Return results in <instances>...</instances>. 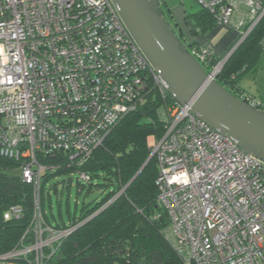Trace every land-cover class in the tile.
I'll return each mask as SVG.
<instances>
[{
  "label": "built area",
  "instance_id": "obj_1",
  "mask_svg": "<svg viewBox=\"0 0 264 264\" xmlns=\"http://www.w3.org/2000/svg\"><path fill=\"white\" fill-rule=\"evenodd\" d=\"M196 1L218 26L239 33L238 44L264 17V0ZM212 55L207 44L194 56L204 63ZM150 82L169 94L112 0H0V157L18 162L35 192L31 225L0 264H56L63 240L82 223L46 222L43 176L59 167L40 157L63 155L77 167L76 183L92 184L81 166L144 102ZM169 111L152 152L166 239L182 264H264V161L194 115L192 103ZM21 213L14 206L5 218Z\"/></svg>",
  "mask_w": 264,
  "mask_h": 264
},
{
  "label": "trees",
  "instance_id": "obj_2",
  "mask_svg": "<svg viewBox=\"0 0 264 264\" xmlns=\"http://www.w3.org/2000/svg\"><path fill=\"white\" fill-rule=\"evenodd\" d=\"M186 19L192 25L194 36L210 34L218 27L215 17L202 8L188 13ZM205 45L192 42L187 46L193 55H197ZM227 53L221 58L212 55L201 64L210 73ZM263 54L264 17L230 55L216 77L217 82L245 102L256 100L239 85L245 75L258 70ZM161 94L150 82L144 102L123 117L81 166L92 176L90 191L97 190V185L102 187L97 190L100 198L84 203L79 214L71 215L68 206L69 223L50 221L48 214L54 219L55 215L53 201L49 200L50 212H45L49 225L63 229L70 224L82 223L63 240L55 255L56 264H182L166 239L169 217L158 202V164L156 157L149 160L148 139L152 135L162 139L166 110L177 102L171 95ZM258 102L255 108L264 111V102ZM40 161L50 167H59L43 176L42 197L52 180L63 175L70 176L77 168L61 154L47 158L41 156ZM145 164L142 172L130 183ZM71 180L62 183L68 182L69 188ZM58 185L59 182L51 186L53 192H57ZM79 185L81 193L83 185ZM14 206H19L22 213L6 219L5 215ZM45 206L47 202L42 198V210ZM58 206L61 219L63 215ZM34 211V186L23 181L18 162L0 157V255L11 252L19 245L31 225ZM19 264L26 262L20 260Z\"/></svg>",
  "mask_w": 264,
  "mask_h": 264
},
{
  "label": "water",
  "instance_id": "obj_3",
  "mask_svg": "<svg viewBox=\"0 0 264 264\" xmlns=\"http://www.w3.org/2000/svg\"><path fill=\"white\" fill-rule=\"evenodd\" d=\"M112 1L139 47L161 72L169 94L181 105L192 103L194 115L234 140L246 154L264 161V111L250 106L212 78L177 35L162 2Z\"/></svg>",
  "mask_w": 264,
  "mask_h": 264
},
{
  "label": "rangeland",
  "instance_id": "obj_4",
  "mask_svg": "<svg viewBox=\"0 0 264 264\" xmlns=\"http://www.w3.org/2000/svg\"><path fill=\"white\" fill-rule=\"evenodd\" d=\"M160 1L161 2L163 1L162 6H163V9L165 10H166V3H165L166 1L170 4V6H174L176 8H182L186 10L188 13H195L196 11H199L201 9L196 0H160ZM240 39H241L240 36L236 39L234 44L230 47L232 49L227 51L228 52L227 56L244 41L243 40L240 44H238ZM227 56L225 58H227ZM225 58L223 60H225ZM240 84L248 92H251L252 94L256 95L259 99L264 100V54L262 55L260 59L258 70L256 72H250L247 75H245L241 79ZM161 95L163 96V94ZM172 108L173 107L167 109L168 117L166 118V121H164V131H163L162 136L165 134L167 130V125H168L167 120L171 114L170 112L171 110L169 111V109H172ZM160 138L161 136L157 137L155 135H152L148 139V147L150 148V153H151L150 156H152L153 158L154 156L152 155V152H153L154 146L160 140ZM67 179H72L74 182L73 185L70 186V188H67V186H64L62 184V182L66 181ZM58 182L63 187V190L62 191L60 190L61 196H59V199L62 201V203L58 202L57 194H55L53 191L50 192V189L52 188L51 186H53L54 184H57ZM97 182L98 180L96 178V184ZM95 188L98 190V189H101L102 187L97 185L95 186ZM79 189H80L79 186H77L76 184V177L73 175L72 176L63 175V176L56 177L54 180H52L50 185L48 184L47 189L44 190L43 197L41 194V200L43 198V201L47 202V206H45V209L43 210L44 216H45V212L49 213L50 208H51L50 202H49V200L51 199L49 198L48 193H51V196H52V201H53L52 209L55 215V219H54L50 213L48 214L49 219L52 223L60 220V217H59L60 213H59L58 205H60V209L62 211L64 221L68 222V218H69L68 213H67L68 206L70 208L71 215H74L75 213L79 214V210L83 207L84 203L87 204L88 202L94 200L95 198H100V192L97 190H94V192H91L89 185L82 186L81 193H79ZM123 190L124 188L121 189V192H123ZM76 205L78 206V210H76Z\"/></svg>",
  "mask_w": 264,
  "mask_h": 264
},
{
  "label": "crops",
  "instance_id": "obj_5",
  "mask_svg": "<svg viewBox=\"0 0 264 264\" xmlns=\"http://www.w3.org/2000/svg\"><path fill=\"white\" fill-rule=\"evenodd\" d=\"M163 2V1H162ZM166 17L169 20V22L173 25V28L175 29L177 35L180 37H183L180 39L188 45V43L196 42L198 45H205L208 44L211 46L213 54L217 58L223 57L227 51L230 49V47L234 44L236 39L239 37V33L237 31H229L227 28L218 26L214 31H212L210 34H200L198 36H194L193 34V28L192 25L187 21L186 15L188 12L182 8H176L174 6H170V4L166 1ZM185 40V41H184ZM241 83V82H240ZM248 95L254 97L256 100L260 102H264V100L259 99L256 95L252 94L251 92H248L241 84L239 85ZM72 181V180H71ZM74 182L69 184L70 186L73 185ZM77 186H80L78 183H76ZM50 185V184H49ZM54 189V188H53ZM60 190L62 191L61 185H58L57 192H54L58 196V200L62 203V201L59 199V196H61ZM54 191V190H53ZM49 194V193H48ZM49 198L52 201L51 193L49 194ZM69 223L64 221V218L60 219V222Z\"/></svg>",
  "mask_w": 264,
  "mask_h": 264
}]
</instances>
